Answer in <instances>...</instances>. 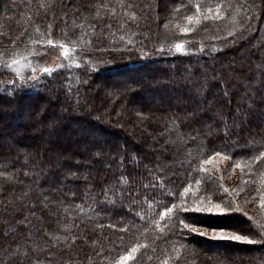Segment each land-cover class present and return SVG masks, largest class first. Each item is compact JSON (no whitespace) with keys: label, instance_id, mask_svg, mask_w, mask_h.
Instances as JSON below:
<instances>
[{"label":"trees","instance_id":"1","mask_svg":"<svg viewBox=\"0 0 264 264\" xmlns=\"http://www.w3.org/2000/svg\"><path fill=\"white\" fill-rule=\"evenodd\" d=\"M72 1L0 0V172L4 173L0 176V201L16 199L29 187L32 191L25 199L35 200L40 189L32 183L35 177L24 173H31L37 162L43 169L42 189L60 186L69 193L64 205L53 209L56 215L45 214L44 226L52 236L75 234L80 238L71 248L64 243L53 248V264H112L137 245L135 258L127 264H225V258L226 264H264V242L241 243L187 230L183 236L173 235L168 226L174 220L160 216L165 203L171 206L187 200L192 206L196 197L205 198V203L208 199L225 205L231 201L233 211L226 214L189 212L182 218L198 231L236 233L256 241L264 237V162L250 159L264 151L257 143L264 136V0H123V6L120 0H74L78 13L68 9ZM97 4H107L100 7L98 17L93 7ZM217 4L222 5L224 18L204 20V16H215ZM154 7L157 21L150 10ZM187 16L198 17L200 23H189ZM93 24L95 29L90 26ZM185 27L193 31L184 34L181 29ZM229 31L234 35L228 36ZM49 39L54 46L47 44ZM176 43H184L189 54H154L158 47L174 50ZM61 44L70 49L68 57L62 55ZM201 46L205 51L197 52ZM56 53L62 57L51 64ZM13 61L30 69L22 73L6 70ZM58 64L65 67L57 68ZM43 67L56 71L46 76L40 72ZM32 68L43 79L10 98L6 82L30 78ZM224 91L231 94L225 97ZM253 92L255 113L250 128L233 138L250 143L249 149L233 146L227 151L223 141L201 139L184 144L179 139L177 126L181 133L187 129L176 117L198 105L207 107L202 115L207 122L217 113L225 118L238 109L247 114L252 103L248 93ZM78 96L100 112H76V101L84 107ZM103 101L110 103L105 111L100 110ZM120 117L122 128L114 125ZM253 130L261 133L255 140L248 135ZM101 145L103 159L93 155ZM76 146H82L84 152H76ZM162 149L178 154L162 155ZM216 151L222 156H215ZM224 155L231 157L226 163ZM121 156L124 169L117 168ZM158 160L172 166L167 189L175 200L140 190L134 207H129L127 200L116 199L114 204L97 205L93 210L92 199L84 197L89 187L96 196L109 183L119 182L122 188L147 183L145 166L151 168ZM237 163L241 167L236 168ZM69 172L88 179H66ZM13 173L18 176L9 180ZM185 188H189L187 196ZM96 198L103 199V195ZM77 204L83 211L75 209ZM237 205L240 211L235 210ZM189 217L198 218L199 223ZM233 250L243 256H236ZM247 253H254L255 259H245Z\"/></svg>","mask_w":264,"mask_h":264},{"label":"snow or ice","instance_id":"2","mask_svg":"<svg viewBox=\"0 0 264 264\" xmlns=\"http://www.w3.org/2000/svg\"><path fill=\"white\" fill-rule=\"evenodd\" d=\"M121 5L123 6V0H120ZM93 7L96 8L97 17L100 15V7H107V4H97ZM231 7V5H229ZM221 4H217L215 8V16H204V20L208 19H223L221 15ZM175 11H180L176 9ZM200 5H196V12L199 13ZM208 13L211 14L213 9L209 7L207 9ZM95 18V17H94ZM132 19H135V14L133 13ZM250 18V17H249ZM186 19L191 23L193 20L197 24L200 23V19L194 16H187ZM95 29L96 25H90ZM52 26L49 25V28ZM111 27V25H107ZM193 31L192 28L185 27L181 29V32L186 34ZM228 36L234 35L233 32L229 31ZM123 39V37H121ZM226 39V38H225ZM131 43V41H129ZM47 44L50 46L53 45V41L49 39ZM63 49L62 55L64 57L69 56L70 49L64 44L59 45ZM118 50V49H114ZM197 52H204L205 48L201 46L196 50ZM181 53L188 55L189 53L185 52L184 43H176L173 48L165 49L164 47H158L155 49L154 54L158 56L163 55H175ZM6 63V62H5ZM13 63H19L18 61H13ZM88 61L85 59V64ZM11 67V65H7ZM65 65L58 64L57 68H64ZM77 68H80L81 65L77 64ZM95 71V68L92 69ZM56 69L52 67H43L40 69V72L46 76H51ZM32 75L30 78L20 77V83H17L15 80H9L6 82L7 86L11 89L8 92L10 98H15L16 95H20L24 92L26 88H34L36 85L43 79V77L37 73L36 68H32ZM86 83V81H85ZM127 87V86H125ZM202 87V86H201ZM226 87V85H225ZM264 89V83L261 85ZM199 94V92L197 93ZM231 93L229 91H224L223 96L228 97ZM252 97V103L249 104L247 114L241 112L239 109L236 113L228 118H225L222 114L217 113L216 115L210 117L211 122L204 121L202 119L203 113L207 111V107L197 106L193 109L192 112L186 113L183 117H176V120H180L181 124L186 127V131L181 133L179 132V126H177V135L184 144H187L189 141L196 143L197 141L203 139L208 143H215L216 141H223V148L227 151H232L233 146H239L242 149H249L250 143H241L239 139L234 140L233 138H239L250 128L251 116L255 113L254 104L256 93H248ZM264 99V97H261ZM211 101L208 102V105H211ZM237 103H240L238 101ZM175 122V120H174ZM199 124V127L193 125ZM260 132L255 130L249 131L248 135L252 140H255L257 135H260ZM187 136V140H184V137ZM260 147H264V136L261 137L260 141H257ZM162 155H168L175 157L178 152L174 151L168 153L166 149H162ZM95 157L103 159L104 156V146H98L97 151L93 154ZM215 156H222L221 151H216ZM214 159V157H213ZM223 159L229 160L231 157L229 155H224ZM254 162H264V151H259L258 155H253L250 157ZM107 163L111 164V161ZM236 168L241 167L239 163L235 164ZM33 171L31 173H24L25 176L35 177L32 183L36 188L40 189L38 195L36 196L33 202H28L25 197H28L32 188L29 187L27 191L23 193L22 196L16 197V199H7L5 201H0V264H53V259L55 253L52 251L53 248H56L60 243H64L68 248H71L75 244L76 240L80 238L78 235H64V236H52L44 226L45 224V214L48 217L56 215L53 211L54 208L64 205L65 200L69 197L68 192L63 191V187L58 186L55 189H42L39 185V180L43 169L40 168L39 162L32 164ZM118 169H124V157L121 156L119 162H117ZM148 174L147 183H139L137 186H128L127 188H122L119 182H113L106 184L102 187L101 192L97 193L96 196L103 195V199H97L96 196L91 195V187L84 191L85 198H91L92 204L90 207L95 210L96 206L99 205L103 207L105 204H114L116 199L120 201H128L129 207H134L138 204L137 197L139 196L140 190L151 191L152 193H158L162 198L168 199L171 198L175 200L176 197L173 195L172 191L167 189V182L170 179L168 176L169 172H172L171 165H165L161 161H156L153 167L149 168L145 166L144 169ZM175 175V173H172ZM4 173L0 172V176H3ZM17 173L10 174L8 176L9 180H12L13 176ZM66 179L77 180L84 179L87 180V176H79L75 172H69L66 176ZM121 180L127 184V181L124 180V177L121 176ZM23 184V181H18ZM264 183V181H262ZM3 190V186L0 185V191ZM225 192L228 189H224ZM189 193V188L184 189V195L187 196ZM72 196L76 195L75 191L71 192ZM58 197L59 199H55ZM218 199H223V197L217 195ZM192 206H189L187 200H183L180 203H171V206L168 204L163 205V213L160 214L161 219L169 218L173 219L174 222L169 224V231L173 235L183 236L184 230H187L189 233H196L198 235L204 236L207 235V231H198L193 223H186L185 219L182 218L184 213H215V214H226L233 211V202L229 201L226 205L222 203H212L211 199H208V202L205 203V198L196 197L192 202ZM261 205L264 206V193H261ZM75 209L83 211L81 205H75ZM67 211V209H65ZM236 211L241 209L237 205L235 207ZM174 214V215H171ZM247 216V213H244ZM91 219V217L89 218ZM188 219L192 220L194 223H199L198 218L189 217ZM251 219V218H249ZM79 228V224L76 225ZM103 228V225H99ZM67 228V225H65ZM245 228H240L239 231H245ZM163 231V229H161ZM213 238L218 239H230L233 241L241 243H258L264 242V237L261 241L248 239L246 236H241L236 233L232 235H226L224 231H213ZM140 245H137L125 254L120 255L119 259H116L112 264H127L128 261L133 260L134 254L139 250ZM100 255V253H97ZM91 261V257H89ZM227 258H225L226 264ZM56 264H60V261H57ZM63 264H70L69 261H64ZM164 264H167V261H164Z\"/></svg>","mask_w":264,"mask_h":264},{"label":"rangeland","instance_id":"3","mask_svg":"<svg viewBox=\"0 0 264 264\" xmlns=\"http://www.w3.org/2000/svg\"><path fill=\"white\" fill-rule=\"evenodd\" d=\"M68 9H72V12H76V13H78V10H79V8L77 7V4L75 3V1L73 0L72 1V4L71 3H69L68 4ZM151 11H153V13L155 14V16H154V19L157 21V14H156V11H157V9L154 7V8H151L150 9ZM159 10V9H158ZM150 11V12H151ZM61 52L63 53V49L61 50ZM62 56H60L58 53H56L53 57H52V62H51V64L52 63H58V59L59 58H61ZM11 65V67H8L6 70H8V71H14V72H17V73H22V72H25L26 70H28V69H30V67L28 66V65H25L24 63H13L12 62V64H10ZM120 97V96H119ZM78 98L80 99V103H83L84 105V107H80V104L76 101L75 102V105L73 106L74 107V109L76 110V112H78V113H80V112H86L87 111V113L88 112H92L93 114H97L98 112H100V111H97V112H95L94 110H93V108L91 109L88 105H89V103H86V101L87 100H85L84 99V101H82L81 100V97L80 96H78ZM119 99V98H118ZM121 99V100H120ZM119 100H120V102H123V97H121ZM102 104H101V108H100V110L101 111H105L106 109H108V107H110V103H108V101H103V102H101ZM63 107V106H62ZM61 112L62 113H65L66 112V107L64 106L63 108H61ZM91 113V114H92ZM105 117H106V115H105ZM100 119L101 120H105V121H108V119L107 118H105L104 119V117H102L101 118V116H100ZM121 119H122V117H120L119 119H117V120H114V122H115V124L114 125H116V126H118V127H121V125L119 124V122H121ZM122 128V127H121ZM121 131L122 132H125L124 131V129H121ZM45 137V136H44ZM43 138V137H42ZM41 138V139H42ZM101 144H104L103 142H100ZM83 146V145H82ZM82 146H76V152H79V153H83L84 151H83V147ZM224 160V159H223ZM224 163H226V160H224L223 161ZM207 230V229H206ZM199 231H205V230H203V229H199ZM226 235H230V234H228L227 232H224ZM207 235H209V236H211L212 234H211V232L210 231H208L207 230ZM233 252H235L236 254V256H238V257H241V256H243L242 255V253L243 252H241V251H235V250H233ZM246 258L245 259H249V260H254L255 259V255H254V253L253 254H249V253H247V254H245L244 255Z\"/></svg>","mask_w":264,"mask_h":264}]
</instances>
